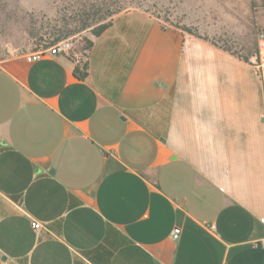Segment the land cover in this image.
<instances>
[{
    "label": "crops",
    "instance_id": "0c3cea01",
    "mask_svg": "<svg viewBox=\"0 0 264 264\" xmlns=\"http://www.w3.org/2000/svg\"><path fill=\"white\" fill-rule=\"evenodd\" d=\"M92 42L0 66V264H264V66L140 10Z\"/></svg>",
    "mask_w": 264,
    "mask_h": 264
},
{
    "label": "rangeland",
    "instance_id": "374dc122",
    "mask_svg": "<svg viewBox=\"0 0 264 264\" xmlns=\"http://www.w3.org/2000/svg\"><path fill=\"white\" fill-rule=\"evenodd\" d=\"M92 0H0V66L10 59L46 49L59 31L74 23L81 5ZM125 11L153 16L164 29H178L235 57L259 55L264 33V0H107ZM72 27L74 25L72 24ZM51 38V39H50ZM196 38V37H195ZM90 32L64 41L68 53L84 63ZM207 40V41H205Z\"/></svg>",
    "mask_w": 264,
    "mask_h": 264
},
{
    "label": "trees",
    "instance_id": "16d2710c",
    "mask_svg": "<svg viewBox=\"0 0 264 264\" xmlns=\"http://www.w3.org/2000/svg\"><path fill=\"white\" fill-rule=\"evenodd\" d=\"M123 11H125V9L122 6L115 5L107 0L87 1L79 8L77 19L74 23L66 24L64 29L62 28L59 31L58 35H54V39L49 43L47 48L84 32H90L93 38L97 39L112 27L115 17L123 13ZM72 24L74 27H72ZM185 32L193 37L201 39L190 31ZM92 47L93 42L89 41L87 50H90ZM223 51L228 52L225 50ZM251 56V53H248L246 57L238 58L245 62H250ZM74 75L79 81H84L88 77V65L86 63H79L75 68Z\"/></svg>",
    "mask_w": 264,
    "mask_h": 264
},
{
    "label": "built area",
    "instance_id": "2783aa9c",
    "mask_svg": "<svg viewBox=\"0 0 264 264\" xmlns=\"http://www.w3.org/2000/svg\"><path fill=\"white\" fill-rule=\"evenodd\" d=\"M258 45H259L258 58L251 60L250 63L252 65L257 66L258 68H261L264 66V33L259 35ZM71 49H72V44L69 41H63L46 49L37 50L35 52L27 54L24 56V59L26 60L27 63L33 64L38 61H41L46 57L66 55L71 51ZM32 226L35 231L41 229V225L39 223H33ZM209 229L213 231L214 227L212 226ZM179 236H180V230L175 229L172 233L173 239L178 240Z\"/></svg>",
    "mask_w": 264,
    "mask_h": 264
}]
</instances>
